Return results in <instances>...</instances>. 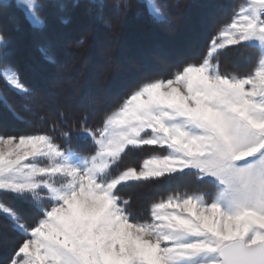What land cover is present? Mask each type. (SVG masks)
<instances>
[{"label":"snow or ice","instance_id":"snow-or-ice-1","mask_svg":"<svg viewBox=\"0 0 264 264\" xmlns=\"http://www.w3.org/2000/svg\"><path fill=\"white\" fill-rule=\"evenodd\" d=\"M150 2V14L166 20ZM15 6L0 0V15ZM23 7L25 20L42 30L41 0ZM7 44L0 33V48ZM233 49L258 50L251 73L221 71L219 57ZM0 78L18 95H32L12 68L0 69ZM0 105L22 119L3 91ZM74 131L92 141L91 154L49 132L0 135V213L24 237L9 264H264V0H244L200 62L141 83L99 127L81 123ZM62 135L71 142L69 132ZM146 148L166 154L113 174L129 153ZM176 175L214 191L208 198L171 194L141 219L118 189ZM6 198L31 205L34 225Z\"/></svg>","mask_w":264,"mask_h":264},{"label":"trees","instance_id":"trees-1","mask_svg":"<svg viewBox=\"0 0 264 264\" xmlns=\"http://www.w3.org/2000/svg\"><path fill=\"white\" fill-rule=\"evenodd\" d=\"M41 2L45 5L42 15L45 27L42 30L31 26L30 22L25 20L26 15L22 9L16 4L14 8L0 15V33L8 41V44L0 49V66L12 68L32 91V95L29 97L18 95L0 78V91L6 94L15 108L16 114L22 118L17 119L16 115L0 105V134L49 132L57 138V142L61 145L88 155L94 151L92 141L90 139L77 140L74 129L78 130L81 123H86L90 128L99 127L104 117L118 108L141 83L159 78H170L179 67L188 63L200 62L207 52L210 38L219 31L223 24L230 21L243 0H157L167 17L164 21L155 19L150 14L147 5L139 0H97V3H93L92 0H41ZM4 4L7 6L9 2ZM205 8L218 10L220 13L214 23L207 30H203V36L201 35L197 43L198 51L196 53L183 57L181 61L173 65H163L161 70L157 69V71L154 70L155 72L143 76L138 72V69H131L129 74H140L134 77L137 81H131L124 90L118 93L113 102L101 104L95 114H92L94 105H90L89 109L82 112H76L75 104L71 102L70 108L67 109L68 107L66 108L62 102L65 95L61 93L50 95L47 97L48 99L39 95V87H44L47 84L48 74H52L53 78H60L73 74L72 71L75 67L76 69L85 67L88 70H93L95 63L99 61V56L95 55V57L94 54L103 49L107 42L105 37H108V40L117 49L126 44V41H122L124 36L127 37L129 33L133 36H140L145 32L150 38L149 42L153 45L150 43L152 47L149 50H143L142 55L148 57L147 55L151 53L153 47H156L158 49L157 57L159 59L167 58L171 55L172 50L176 51L177 49L170 46L168 44L170 42L165 39L169 31L180 32L179 28L184 27L186 16L192 10H195L196 13L205 12ZM80 26L84 27L79 29ZM132 26L133 28H131ZM66 32H68V36L65 37L62 48H58L56 42L62 37V33ZM176 45H179V41ZM42 49L49 51L52 60L43 54ZM65 53L71 54V60H64ZM258 59L259 52L256 49H233L225 51L219 57L221 71L236 75L249 74L255 68ZM153 61L156 60L153 59ZM149 62L150 60L145 58L142 64ZM69 64L72 66L71 70L67 67ZM107 67L99 72L90 70L88 73L82 74L76 83L52 79V84L56 87L67 88L71 84L76 87L78 83V88H86V102L93 104L95 100L93 98L98 92H105L108 88H112L116 81L122 78L120 72L114 67H108L109 71ZM35 77L39 79L35 80ZM35 97L38 106L29 104ZM29 108L31 110H28ZM53 123L57 125V131L54 133L50 131V126ZM63 132L71 134L70 143L63 137ZM163 153L162 150L157 151L151 148L135 150L129 153L118 167L114 168L113 174H118L130 166L138 167L150 156ZM118 189L123 199L130 200L129 210L135 217L141 219L148 218L149 209L153 203L167 198L171 194L203 193L213 190L209 185L203 184L191 175H176L171 178L133 182L119 186ZM137 190L145 192V201L139 202ZM8 203L15 209L23 205L20 200H11ZM0 224L4 227L1 238H9L14 233L19 241L24 238L14 229L13 224L1 214ZM14 251L15 245H11L10 251L7 253L0 251V264L9 263Z\"/></svg>","mask_w":264,"mask_h":264},{"label":"rangeland","instance_id":"rangeland-1","mask_svg":"<svg viewBox=\"0 0 264 264\" xmlns=\"http://www.w3.org/2000/svg\"><path fill=\"white\" fill-rule=\"evenodd\" d=\"M54 1H56V0H54ZM139 1H141V0H139ZM5 2L6 3L10 2V0H4V3ZM24 2H25V0H15V4L19 8H21L22 11L24 12V14L26 15V11L23 7ZM144 3L147 5V8H148L149 12L151 13L152 2H150V0H144ZM243 3H244V0H243ZM154 4L158 5L157 0H154ZM200 12L196 13L195 10H192L186 16L187 20L184 24V27L179 28L180 32L175 33V31H169V34L166 35L167 37H165V39L170 42L168 44L170 46L176 47L177 49H176V51L172 50L171 55L167 56V58H165V59H159L157 57L156 52L158 49L156 47H153V50H151V53H149L147 55L148 57L142 55L143 50H146V49L149 50L152 47L151 46L152 43L149 42V40H148L150 38L148 35L145 34V32L140 34V36H133V35H130V33L127 37L124 36L122 41H126V44H123V47H121V48L119 47L117 49L108 40V37H105V40H107V42L105 43L103 49H100L97 53L94 54V56L95 55L99 56V61L95 63V68L93 70L92 69H90V70H92V71L95 70V71L99 72L101 69L106 68L107 66L109 68L114 67L117 71L120 72L122 78L117 80L116 83L114 84V86H112V88H108L105 92H101V93L98 92L93 98V99H95L93 104H89V102H86V99H87L86 88H84V89L78 88L77 87L78 83L76 84V87L73 86V84H71L67 88H65V87L62 88L61 86L56 87L52 84V79H54V80L58 79L59 81H62V82H75V83L78 82L79 77L82 74H86V73H88V71H90V70L86 69L85 67H81L80 69H76V67H75L74 71H72L73 74H69L67 76H62L60 78L59 77L53 78L52 74H48L49 76L47 75V78H48L47 84H45L44 87L43 86L39 87V95L48 99L47 97H49L50 95L61 93V94L65 95V98L63 99L62 102L66 108L68 107L67 109L70 108L71 102H74L75 107H76V109H75L76 112H80V111L82 112L86 109H89L90 105H94V107H93L94 109H93L92 114H95L98 111V108L101 106V104H104L105 102L106 103L113 102L114 99L117 97L118 93L120 91L124 90L129 85V83L131 81L135 80L134 77L135 76L137 77L138 75H140L139 73H141L142 76L147 75L148 73H152V72L157 71V69L161 70L163 68V65H168V64L173 65V64L177 63L178 61H181V59L183 57L191 56L192 54L196 53V51H198L197 43L199 42L201 35L203 36V32H204L203 30L204 29L207 30L214 23L215 19H217L218 15L220 13L218 10H211V8H207V9L205 8V12L204 11L203 12L200 11ZM82 27H84V26H80L79 29H81ZM131 28H133V26ZM68 32L62 33V37L56 42L59 46L58 48H62L63 41L66 39L65 37L68 36ZM69 33H75V32H69ZM195 37H196V40H194ZM151 39H152V37H151ZM178 41H179V45H176V43ZM259 55H260V53H259ZM63 57H64V60L67 61L71 58V54L69 55V54L65 53V55ZM145 58H148L150 60V62L148 64H146V63L142 64L143 61L145 60ZM153 59L156 61L154 62ZM67 67L70 70L72 68V66L70 64L67 65ZM108 67H107V69H108ZM3 68H9V67H1L0 66V69H3ZM131 69H138L139 73L136 75H131V74H129V71ZM108 71H109V69H108ZM38 79H39L38 77H35V80H38ZM135 81H137V79ZM11 90L14 93H16L13 89H11ZM33 99H31L32 103L30 102L29 104L30 105L33 104V105L38 106L36 104V101H35L36 97L34 100ZM0 135H4V134H0ZM163 154H166V153H163ZM163 154H157V155H163ZM142 163L143 162H141V164L136 168H139L142 165ZM130 183H133V182H130ZM137 191H138L139 202L145 201L146 200L145 192L143 190H137ZM213 191L214 190H212L211 192L205 191L201 194H206V198H208ZM11 200H14V199L6 198L7 204H9L8 201H11ZM6 201L4 200L5 203H6ZM23 202L24 201H22L23 205L18 206L16 208V210L23 217V222L28 224L29 226H32V225H34V223L36 221L38 213L31 207V205H29L26 202H24V203ZM33 212H34V214H33ZM0 214L5 219L10 221V219L6 215H4L2 213H0ZM13 226H14V224H13ZM14 229L17 231L15 226H14ZM3 232H4V227L0 224V236L3 235ZM17 232H19V231H17ZM15 235L16 234L14 233L9 238H5V237L1 238L0 237V251L6 252V253L9 252L11 245H13V246L15 245V250L18 248V246L22 243L24 238L21 241H19L18 237ZM2 248L4 250H1ZM7 264H9V263H7Z\"/></svg>","mask_w":264,"mask_h":264}]
</instances>
